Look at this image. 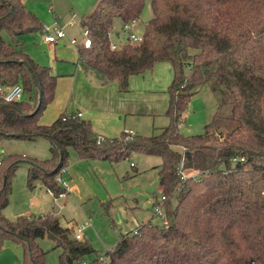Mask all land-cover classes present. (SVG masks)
I'll list each match as a JSON object with an SVG mask.
<instances>
[{"label":"trees","instance_id":"trees-1","mask_svg":"<svg viewBox=\"0 0 264 264\" xmlns=\"http://www.w3.org/2000/svg\"><path fill=\"white\" fill-rule=\"evenodd\" d=\"M150 2L152 18L140 44L110 49L115 20H138ZM92 46L78 49L85 71L102 84L116 82L126 92L131 76L156 64L169 63L173 78L165 116L169 122L156 135L129 136L96 143L90 123L76 116L40 124L55 94L57 77L24 52L6 43L44 33L38 19L19 0H0V86L22 87V99L0 98V139L49 141L51 157L31 161L28 186L40 180L58 197L55 181L67 167L68 150L82 160L116 164L132 154L161 161L158 183L165 222L142 223L126 233L90 264H264V0H99L83 17ZM207 85L216 97V111L202 134L185 136L191 97ZM25 157H23L24 159ZM20 161H0V248L10 241L23 248L21 264H43L36 240L47 238L59 249L58 264H83L95 254L88 241L75 240L52 214L19 216L8 221L9 185Z\"/></svg>","mask_w":264,"mask_h":264},{"label":"rangeland","instance_id":"rangeland-1","mask_svg":"<svg viewBox=\"0 0 264 264\" xmlns=\"http://www.w3.org/2000/svg\"><path fill=\"white\" fill-rule=\"evenodd\" d=\"M82 2L83 0H52L51 4L48 3V5H52L51 8L58 16V20L55 22L59 29H64L68 34L77 35L78 42L83 40V31L82 29L80 31L78 27L83 15L81 13ZM48 5L44 8L48 9ZM61 12L65 13L66 19L63 18ZM72 14L77 16L72 20L76 30L62 29L66 20L72 18ZM41 15L44 29L46 28L49 34H53L51 32L55 25L52 14L48 15L42 11ZM152 16L150 2H147L137 20L135 31L143 32L145 24ZM114 25L118 28L120 21L115 20ZM1 37L6 43L15 46L7 32L2 31ZM112 39L119 45L122 44L124 38L121 36L120 40H117L116 36H112ZM22 41L25 42L24 50L31 58L40 62L41 66H53L54 62L50 60L55 55L53 52L50 53L48 46L43 44V35L29 34ZM72 53L68 49L62 52L67 57H70ZM55 63L57 68L56 70L52 69L59 77L54 98L45 106L40 116L41 123L44 125H50L60 116H70L71 112L77 111L76 107L73 110L68 109L69 112L64 111L68 103V80L70 79L68 70L73 65L58 61ZM144 97L140 94L135 96L137 99H144ZM215 111V95L207 85L200 87L197 94L191 97L185 121L179 128L180 133L185 136L202 134L204 126L212 121ZM165 121L167 125L168 121ZM153 127H160L158 120L149 123L145 130L147 136L158 133V131L152 133ZM117 137L119 134L114 138ZM49 147V141L44 138L35 140L0 139V161L10 156L20 161L10 180L8 204L2 210V215L8 221H15L19 216L52 214L62 227L72 229L73 233L84 226L83 238L95 251V254L87 257L88 262L102 257L106 251L112 249L119 242L122 235L133 232L142 222L151 221L158 226H162L165 222L155 214L157 205H152L161 198V195L157 193V170L154 169L161 163L158 157L132 154L116 164L107 161L92 164L87 166L89 169L87 172L84 168L85 164L81 160L79 161L74 150L69 149L67 167H71V174L73 178L75 177L79 190L74 191L76 200L72 198L66 201L64 199L54 200L53 195L43 188L40 180L33 181L32 188L28 186L29 163L27 162L48 160L51 157ZM23 157L25 158L23 159ZM131 163L134 168L130 167ZM63 179L71 180L67 175H63ZM131 206L132 208L135 206L136 209L132 210ZM36 244L44 253L43 264H58L60 251L54 248L52 241L43 238L36 240ZM24 260L23 248L20 245L4 241L0 248V264H21Z\"/></svg>","mask_w":264,"mask_h":264},{"label":"crops","instance_id":"crops-1","mask_svg":"<svg viewBox=\"0 0 264 264\" xmlns=\"http://www.w3.org/2000/svg\"><path fill=\"white\" fill-rule=\"evenodd\" d=\"M19 1L23 4V6L27 10H29L32 14L35 15V17L38 19L42 27H43L42 24L43 18L41 15L42 11H44L48 15L49 13H51L54 20L53 23L55 25V27L52 30L53 32L51 33H54L56 30L59 29L58 25L55 22L58 20V16L57 14H55L53 8H51L52 5L51 6L48 5V3L51 4L52 0H19ZM98 1L96 2L95 0H83L82 8H81L82 11L81 13L83 15L81 16L80 22L78 23V27L80 31L81 29L83 30L81 26L83 17L89 15L94 10ZM47 5H48V9L47 8L45 9L44 6L47 7ZM61 13L63 14V18L66 19L67 16L65 15V13L64 12ZM76 17H77L76 14H72V18H70L68 21L66 20V23L63 25L62 29L68 28L69 30H73L75 28V24L72 23V20L76 19ZM121 25L122 23L120 22L118 28L115 25L113 26L112 34L110 37L113 43L115 42L113 41L112 36H116V39L120 40ZM62 31H64L65 33L66 36L65 38L58 39L56 40L55 43L52 44L45 43L43 41V44L49 47L50 53L53 52V54L55 55V57L52 60H50L54 62L52 67L50 65L46 67L41 66L40 62L34 60L28 55V53L24 50L25 42L22 41L26 35L17 38L16 41L12 40V43L15 45L16 49H19L22 52H24L26 55H28V57L31 58L37 65L41 67L49 68L51 73L57 77V80L59 76L55 74L52 69L54 68V70H56L57 68L56 67L57 64L55 63L56 61L65 62L66 64H71V66L73 65V67H71L68 70L69 71L68 73H70L69 74L70 79L68 80L69 83L68 103L64 109L65 112L66 111L69 112L68 109L73 110L76 107L77 111L71 112L70 116H76L77 113H80L81 117L79 119L88 121L90 123L93 134L96 135L97 137L101 136L106 139H114L115 136H117L118 134L120 136L121 133L123 132H130L132 136H136V135L147 136L145 134L146 133L145 130L147 129L149 123L155 120H158L160 127L159 128L153 127L152 133L155 131H159L160 129L168 125L165 124L166 123L165 120L169 122L168 117L165 116V112L168 108V101H169L167 88L170 85L173 78V71L169 63L156 64L151 70L141 75L131 76L128 80L127 91L120 92L118 90V85L116 82L102 84L101 78L97 73H95L94 71L84 70L79 60L78 48L69 44L70 39L72 38L77 39L78 36L73 35L74 33L68 34L65 32L64 29ZM37 34H39V36L43 35V33H37ZM139 34H142V32ZM124 43L125 40L123 39L122 45ZM67 49L68 51L73 52L72 55H70V57H67L62 54V52L67 51ZM56 88H57V81H56ZM137 94L144 95L145 96L144 99L135 98ZM39 121L40 124L44 125L43 123H41V119H39ZM80 160L81 162H83V164H85L84 168L85 171L87 172L89 170L87 166H90L92 164H99V162L101 161V160L79 159V161ZM157 166H155L154 169ZM130 167L134 168L132 163L130 164ZM70 169L71 167H67L65 173V175H67L71 179L66 181L68 184L67 195L63 198H55L53 196L54 200L64 199L66 201L67 199L70 198L76 200L74 191H78L79 189L78 186L76 185L77 181L75 177L73 178ZM157 179H158V175H157ZM157 193L161 195V188L159 186V183L157 185ZM158 202L159 201L156 200L154 203L157 204ZM154 203L152 205H154ZM133 209H136V207L134 206L132 210ZM137 228H135L134 231Z\"/></svg>","mask_w":264,"mask_h":264},{"label":"built area","instance_id":"built-area-1","mask_svg":"<svg viewBox=\"0 0 264 264\" xmlns=\"http://www.w3.org/2000/svg\"><path fill=\"white\" fill-rule=\"evenodd\" d=\"M137 24V20H132L130 22L127 23H123L121 25V29H120V35L124 38L125 43L124 44H140L143 41V36L142 34H139L137 32H135L134 28L136 27ZM44 33H43V41L45 43H55L56 40L58 39H63L65 38V33L58 29L56 30L53 34H49L47 29L43 27ZM83 40L81 42H78L77 39L72 38L69 40V44L72 46L79 48H83V49H89L92 46L91 43V39L89 37V31L86 28H83ZM111 34L112 31L109 33V41H110V49L111 50H117L119 49L121 46H123L122 44H115L111 41ZM23 96V91H22V87L17 84L11 87H1L0 86V98L5 102V103H14V102H18L22 99ZM70 116L68 115H64L63 116V121L69 119ZM77 118L81 117L80 113L76 114ZM127 135H129L130 137L132 136L130 132H124ZM105 141H109L108 139L98 136L96 138V143L97 144H101ZM66 173V168H62L56 175L55 177V181L57 182V184L63 189V192L59 194L58 197L55 198H63L67 195L68 192V184L67 182L63 179V175H65ZM50 194L53 195V193L51 191H48ZM54 196V195H53ZM165 201V198L163 196H161L160 200H159V204L163 203ZM156 215L159 216L161 219L165 220V216H164V209L162 207V205H157L156 208ZM84 230V226H82L81 228H78L76 230V232L73 233V237L75 240H82L83 239V235L82 232ZM136 233V230L134 231ZM105 262V258H100L98 260V263H104ZM83 264H90L89 262H84Z\"/></svg>","mask_w":264,"mask_h":264}]
</instances>
